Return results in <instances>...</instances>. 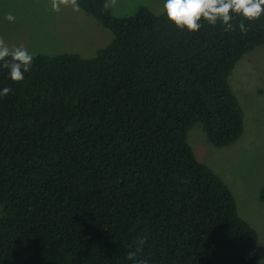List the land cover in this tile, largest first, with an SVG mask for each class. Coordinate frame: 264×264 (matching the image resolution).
Instances as JSON below:
<instances>
[{"label":"trees","instance_id":"obj_1","mask_svg":"<svg viewBox=\"0 0 264 264\" xmlns=\"http://www.w3.org/2000/svg\"><path fill=\"white\" fill-rule=\"evenodd\" d=\"M75 2L108 46L33 55L20 82L0 68V264H129L137 234L149 264H261L258 233L188 133L200 123L218 148L242 137L229 78L264 45V15L189 33L145 6Z\"/></svg>","mask_w":264,"mask_h":264},{"label":"rangeland","instance_id":"obj_2","mask_svg":"<svg viewBox=\"0 0 264 264\" xmlns=\"http://www.w3.org/2000/svg\"><path fill=\"white\" fill-rule=\"evenodd\" d=\"M108 6L120 17L133 15L141 6L163 13V0H109ZM9 15L14 19L9 21ZM0 40L10 48L23 46L33 55L91 57L108 46L113 35L75 0H0ZM229 83L244 115L242 137L218 148L197 123L188 133V142L196 157L231 189L240 216L258 233V256L264 264V45L243 56Z\"/></svg>","mask_w":264,"mask_h":264},{"label":"clouds","instance_id":"obj_3","mask_svg":"<svg viewBox=\"0 0 264 264\" xmlns=\"http://www.w3.org/2000/svg\"><path fill=\"white\" fill-rule=\"evenodd\" d=\"M163 14L167 21L177 29L194 33L205 22L215 26L221 24L225 31H233L231 23L234 17L252 22L264 15V0H163ZM9 21L14 18L9 15ZM240 28L244 24L239 25ZM33 63V54L23 46L10 48L0 40V68L7 69V76L13 82H20L29 72ZM11 92L8 87L0 88V97ZM147 234H137L132 250L127 253L129 264H149L142 252L147 244Z\"/></svg>","mask_w":264,"mask_h":264}]
</instances>
